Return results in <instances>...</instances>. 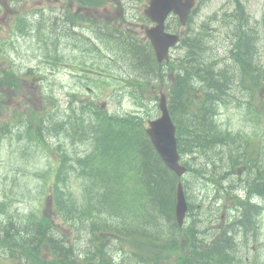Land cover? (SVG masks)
I'll return each instance as SVG.
<instances>
[{
	"label": "trees",
	"instance_id": "trees-1",
	"mask_svg": "<svg viewBox=\"0 0 264 264\" xmlns=\"http://www.w3.org/2000/svg\"><path fill=\"white\" fill-rule=\"evenodd\" d=\"M198 61H201L202 64L205 63V61H203L202 55L197 57V62ZM172 98L173 102L180 101L179 93L175 91V93L172 95ZM174 108L177 112L176 117L179 122V133L187 132V134L185 135L186 139L188 141H191L192 134H190V131L193 133L195 127L203 128V134L201 136H198L195 140L197 144H199L201 147H204V136L206 134L212 133L211 125L209 123H202L200 126H197L198 122L196 121V119L190 116L191 109L188 105L185 106V108L181 107L180 105H175ZM184 116L185 118L189 116L190 117L185 119ZM132 129L135 131L132 132ZM140 130H145L143 126V121L136 120L135 117L134 121H128V128L123 132V134L128 138V141H130V149L137 155L139 164L141 163L142 165V168H139L140 172L149 182L153 183L154 189L157 193L168 194L174 190V184L176 182V179L173 175H171V173H167V170L158 160L159 158L156 156V153L154 152L153 148L151 147V145H149V140L146 136L140 134ZM118 140L120 142H123L120 139ZM116 143L117 141L115 140L110 141L108 139L101 138V152H99V155L96 156L95 159H93V162L91 164H85L82 166V172L90 173L96 181L100 180V172L103 175H107L110 177L111 175L106 173V171L103 169V164L105 159H109L116 156H106L104 159H100V157L103 158L105 154L109 153V151L113 148V145ZM117 153L118 157L122 161H125L126 157L129 154V151L120 147L117 149ZM66 196H71L70 191L66 192ZM64 205L67 206L69 205V203L66 202ZM83 208L84 209H82V211L76 212L75 215H70L69 217H66L62 209H60V211L62 213L63 218H70L68 221L75 228L81 229L84 226H91L93 228L97 225V223H95V214L89 211V205L83 206ZM68 212L71 213L70 208ZM40 216V213L35 212L29 218V220L31 221L30 225H33L32 223L33 221H35L36 217L37 220L42 218ZM40 225L41 227H34L37 229L34 232H32L31 228H26V226H22V228H20L15 223L0 226V257L5 254L10 255V257H16L17 253L27 252V248L29 246L32 247V254L35 255H40V249L44 248L48 251H56L59 254V260L62 259L61 256L63 255L66 257L65 260H68L67 258L76 257L75 254H73V252L77 248V245L75 243H71L70 245H68L67 243H65L66 239L62 238V240H59L58 237L56 238L52 233L53 229L52 226H50V222L48 220L41 221ZM17 231H19L20 234L23 235H19L21 237H18V234L16 233ZM30 234L32 238L31 240H29ZM100 236V232L94 233V237L90 241V249H87V251L84 249L83 251L86 260L83 261L82 264H94L93 261H91L90 259L95 260L98 257L100 261V253L102 255L104 254V249L103 247H101V244L106 241V237ZM13 239L18 240L12 241ZM15 251L18 252L13 255Z\"/></svg>",
	"mask_w": 264,
	"mask_h": 264
},
{
	"label": "rangeland",
	"instance_id": "rangeland-1",
	"mask_svg": "<svg viewBox=\"0 0 264 264\" xmlns=\"http://www.w3.org/2000/svg\"><path fill=\"white\" fill-rule=\"evenodd\" d=\"M223 0H213L207 8H204L200 15H199V21L198 24H201L203 19L208 18L209 15L212 13H215L216 11H219L220 5H222ZM142 6H140V9L142 10ZM211 20L209 19V22ZM228 30H232L230 26L227 27ZM227 29L223 30L222 40L226 42V33ZM130 32H135V29H132ZM140 32L137 30V33ZM258 44H262V41H259ZM262 50H264L262 47H260ZM22 53L25 54L26 60L28 61L30 56L29 49L23 48ZM144 65V60L141 61ZM129 67V66H128ZM137 69V65L134 67ZM8 89L5 87V91ZM15 97L12 98V101L6 105L8 108L6 110L0 111V122H5L9 120V123H13L15 119V115L18 114V112L22 113L26 117L30 118L33 116L32 107L29 105H13L14 104ZM26 101H24L25 103ZM23 103V104H24ZM131 104V103H130ZM131 105H126V109L129 110L132 108ZM152 115L155 114V112H151ZM220 122L224 124L225 126L231 127L233 129H237L240 127H244L245 121H241L237 116L234 115V113L225 108H221V114H220ZM10 127V135H17L19 133V128L15 126V124H12ZM9 144H5L2 146V151L0 155V198L3 197L4 199L9 200L11 203L13 202V199H19V202L16 205V208L14 210V213L20 214L21 212L31 209V208H38L41 207L44 204H40V199L36 197L35 193H30V184L31 182L27 180V178L19 176V169L25 166V157L27 152H24L22 148H17L16 144V152L17 154H12L11 150L9 149ZM15 144L12 143V146ZM33 154L38 155L39 150H30ZM21 153L23 156H21ZM38 159H40V164L44 165V162L46 161V157L39 153ZM73 186L77 185L76 181L71 182ZM12 206V204H11ZM113 240H109L107 243V246L110 247V250L113 252L117 251V248L112 246ZM85 249H88L89 247L87 245H84ZM261 264H264V257L261 258Z\"/></svg>",
	"mask_w": 264,
	"mask_h": 264
},
{
	"label": "water",
	"instance_id": "water-1",
	"mask_svg": "<svg viewBox=\"0 0 264 264\" xmlns=\"http://www.w3.org/2000/svg\"><path fill=\"white\" fill-rule=\"evenodd\" d=\"M161 1L164 3L163 12L166 14L167 12H169L173 8V5H170L169 3H167L166 0H161ZM156 20H158V19H156ZM153 32H154L153 39H154L155 45L157 47V51L160 52L163 49V46H162L160 39L165 41L166 43H170L171 38L162 35L156 29Z\"/></svg>",
	"mask_w": 264,
	"mask_h": 264
}]
</instances>
